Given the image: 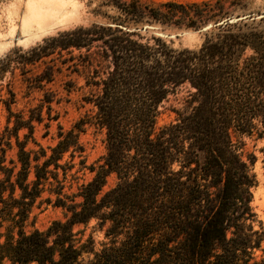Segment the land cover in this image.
<instances>
[{
    "label": "trees",
    "instance_id": "1",
    "mask_svg": "<svg viewBox=\"0 0 264 264\" xmlns=\"http://www.w3.org/2000/svg\"><path fill=\"white\" fill-rule=\"evenodd\" d=\"M244 1L100 0L94 14L104 23L0 61L1 78L12 65L24 75L49 58L40 75L25 77L28 87L42 90L65 69L84 78L92 107L68 130L57 124L45 148L33 135L35 125L58 122L51 94L28 114L13 112L15 94L0 84V264H264L256 157L240 141L264 142V12H247ZM150 27L196 32L202 44L175 49L143 35ZM181 88L183 107L158 126ZM87 126L105 136V155L90 165L80 141ZM86 172L91 179L71 191ZM37 204L61 209L64 220L27 232ZM91 222L102 233L98 248L75 231Z\"/></svg>",
    "mask_w": 264,
    "mask_h": 264
},
{
    "label": "rangeland",
    "instance_id": "2",
    "mask_svg": "<svg viewBox=\"0 0 264 264\" xmlns=\"http://www.w3.org/2000/svg\"><path fill=\"white\" fill-rule=\"evenodd\" d=\"M153 3L169 0H146ZM180 2H193L202 0H174ZM100 0H4L0 4V61L8 55L17 57L29 49L41 45L45 39L56 36L58 33L72 30L78 27H88L92 24H102L105 21L94 14ZM247 12L263 13L264 0H245ZM147 36H157L170 43L175 49H197L202 44L201 36L196 32L185 30L165 29L161 27H150L146 32ZM16 51L17 53H15ZM57 58V56H54ZM49 58L41 62L28 65L24 75L21 70L12 65L0 78L3 86V93L11 90L15 94L16 103L12 106L13 112H26L40 105L44 92H48L53 97V115L58 116V122H52L47 130L43 125H35L33 139L43 147H51L56 142L57 124L64 130L70 129L80 118L91 112L92 107L83 101L88 96L89 89L85 87L83 77L72 74L65 69L55 73L54 79L50 83H44L42 90L28 87L25 77L34 78L40 75L46 66L52 65ZM59 64L58 60H55ZM69 90V91H68ZM5 97V94H3ZM186 97V89L181 88L175 95L169 96L160 111L158 126H163L174 121L173 110L183 107V100ZM45 111V110H44ZM45 115V114H44ZM7 112L0 103V134L6 127ZM25 133L21 132L20 136ZM47 134L44 136V134ZM44 136V137H43ZM104 132L94 126H87L86 132L80 136V141L85 148L87 164L90 165L105 155ZM245 145L246 154H254L256 162L253 165V173L256 176L257 186L253 188L252 207L257 216V220L264 227V158L260 152L264 146L263 141L255 138H241ZM29 148H34L30 141ZM13 157V152L7 153V159ZM77 161V160H76ZM91 179V174H79L73 181L72 190H76L77 185L84 184ZM115 183L113 177L108 178V187ZM69 183H66L68 186ZM66 192L68 188L65 189ZM44 193L43 197H48ZM54 196L52 197V199ZM64 220L63 212L52 205H36L28 222L25 225L27 232L34 230L45 231L54 221ZM95 222H91L86 228L77 227L75 231H82L83 239L92 235L96 247L102 241V233L94 228ZM3 232V230H1ZM264 248V246H263Z\"/></svg>",
    "mask_w": 264,
    "mask_h": 264
}]
</instances>
